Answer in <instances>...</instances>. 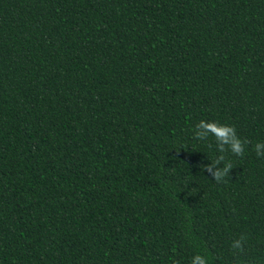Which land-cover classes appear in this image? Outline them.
<instances>
[{"label": "trees", "instance_id": "16d2710c", "mask_svg": "<svg viewBox=\"0 0 264 264\" xmlns=\"http://www.w3.org/2000/svg\"><path fill=\"white\" fill-rule=\"evenodd\" d=\"M257 143L264 0H0V264H264Z\"/></svg>", "mask_w": 264, "mask_h": 264}, {"label": "clouds", "instance_id": "9594fccd", "mask_svg": "<svg viewBox=\"0 0 264 264\" xmlns=\"http://www.w3.org/2000/svg\"><path fill=\"white\" fill-rule=\"evenodd\" d=\"M197 132L195 135L199 138L203 137L207 132L213 133L221 142L218 147L221 151H223V145L228 144L231 152L236 155H240L243 152V144L242 142L235 136L233 128L225 125H217L211 122L200 121L196 126ZM202 130V131H201ZM264 149V143H257L255 145V150L257 154H260L261 150ZM222 160L223 157H220ZM228 167L230 165H224L223 168L217 169L214 172V177L219 180L223 175L226 174ZM237 246L239 242L237 241ZM207 258L201 255H194L190 261V264H207Z\"/></svg>", "mask_w": 264, "mask_h": 264}]
</instances>
